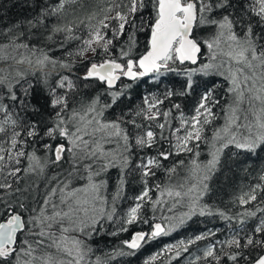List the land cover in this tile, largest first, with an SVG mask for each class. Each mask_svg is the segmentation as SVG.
Masks as SVG:
<instances>
[{
  "label": "snow or ice",
  "instance_id": "obj_1",
  "mask_svg": "<svg viewBox=\"0 0 264 264\" xmlns=\"http://www.w3.org/2000/svg\"><path fill=\"white\" fill-rule=\"evenodd\" d=\"M12 7L0 264H124L201 218L144 264H264V0Z\"/></svg>",
  "mask_w": 264,
  "mask_h": 264
},
{
  "label": "trees",
  "instance_id": "obj_2",
  "mask_svg": "<svg viewBox=\"0 0 264 264\" xmlns=\"http://www.w3.org/2000/svg\"><path fill=\"white\" fill-rule=\"evenodd\" d=\"M0 4L4 6L3 8H0V14L6 13V15H4V19L6 21L16 18L20 10L17 7H12V0H0ZM141 39H143V37H141ZM146 87L147 86H144L145 89ZM133 194H134L133 192H129V196ZM225 199L227 200V197H225ZM214 225L217 227H220L221 232L224 231L222 227L223 225L222 221L214 220L211 223H209L207 227H213ZM204 227H205V224L202 218L195 223L190 222L189 226H187L185 229L178 230V232L173 233L170 237H163V238H160L158 241H154L148 245H145L137 253L136 256L123 258V262L124 264H144L145 259H147L149 256H151L152 254L160 250L165 244L174 243L175 241L181 238L192 235L193 233L197 232L200 229H203ZM140 228L147 230L146 225H138L133 230H139ZM130 235H131V232L121 234L119 239H128L130 238ZM113 243L118 244L119 240H117L116 238H108L106 241H101L98 247L103 248V249L110 248L113 245ZM194 249L195 248H193L192 251ZM165 264H167L166 261H165ZM172 264H176V261H173ZM181 264H184V262L182 261Z\"/></svg>",
  "mask_w": 264,
  "mask_h": 264
},
{
  "label": "rangeland",
  "instance_id": "obj_3",
  "mask_svg": "<svg viewBox=\"0 0 264 264\" xmlns=\"http://www.w3.org/2000/svg\"><path fill=\"white\" fill-rule=\"evenodd\" d=\"M202 246V245H201ZM193 252H195V249L193 250Z\"/></svg>",
  "mask_w": 264,
  "mask_h": 264
}]
</instances>
